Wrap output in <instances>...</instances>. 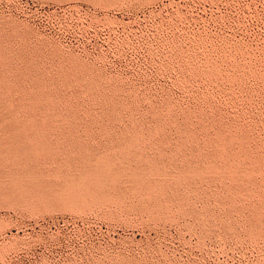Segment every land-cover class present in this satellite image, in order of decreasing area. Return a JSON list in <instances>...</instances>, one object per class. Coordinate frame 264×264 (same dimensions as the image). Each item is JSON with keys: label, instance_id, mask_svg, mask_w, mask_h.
<instances>
[{"label": "rangeland", "instance_id": "rangeland-1", "mask_svg": "<svg viewBox=\"0 0 264 264\" xmlns=\"http://www.w3.org/2000/svg\"><path fill=\"white\" fill-rule=\"evenodd\" d=\"M0 264H264V0H0Z\"/></svg>", "mask_w": 264, "mask_h": 264}, {"label": "bare ground", "instance_id": "bare-ground-1", "mask_svg": "<svg viewBox=\"0 0 264 264\" xmlns=\"http://www.w3.org/2000/svg\"><path fill=\"white\" fill-rule=\"evenodd\" d=\"M156 132H157V131H156ZM114 152H115V151H114ZM122 153H123V152H122ZM98 154H100V153H98ZM106 158H107V157H106ZM103 161H104V160H103ZM105 161H106V160H105ZM105 161H104V162H105ZM107 161L109 162V160H107ZM107 161H106V162H107ZM116 161H117V160H116ZM98 162H100V161H98ZM98 162H97V163H98ZM108 162H107V163H108ZM113 162H114V161H113ZM109 163H110V162H109ZM219 163H220V162H219ZM92 164H93V163H92ZM101 164H102V163H101ZM118 164H119V163H118ZM90 165H91V164H90ZM94 165H95V164H94ZM103 165H104V164H103ZM105 165H106V164H105ZM108 165H110V164H108ZM108 165H107V166H108ZM95 166H96V165H95ZM101 166H102V165H101ZM110 166H111V165H110ZM102 167H103V166H102ZM105 167H106V166H105ZM139 167H140V166H139ZM91 168H93V167H91ZM91 168H90V169H91ZM100 168H101V167H100ZM109 168H110V167H109ZM94 169H95V168H94ZM123 170H124V169H123ZM89 171H90V170H89ZM97 171H98V170H97ZM99 171H101V170H99ZM90 172H91V171H90ZM106 172H107V168H106ZM93 173H95V171H94ZM100 173H101V172H100ZM100 173H99V174H100ZM102 173H103V172H102ZM90 174H91V173H90ZM104 174H105V173H104ZM83 176H84V175H83ZM85 176H86V175H85ZM96 176H97V174H96ZM93 177H94V175H93ZM100 177H101V176H100ZM95 178H96V177H95ZM97 178H98V176H97ZM97 178H96L95 180H97ZM151 178H152V177H151ZM82 179H83V178H82ZM91 179H92V178H91ZM98 179H99V178H98ZM108 179H109V178H108ZM86 182H89V181L87 180ZM90 182H91V181H90ZM90 182H89V183H90ZM223 182H224V181H223ZM93 183H94V181H93ZM177 183H178V182H177ZM73 184H74V183H73ZM85 184H86V183H85ZM90 184H91V183H90ZM93 185H94V184H93ZM77 186H78V185H77ZM87 186H88V185H87ZM91 187H92V185H91ZM86 191H88V190H86ZM150 191H151V190H150ZM69 192H70V191H69ZM91 192H93V191H91ZM94 192H95V191H94ZM132 192H133V191H132ZM151 192H152V191H151ZM140 193H141V192H140ZM68 194H69V193H68ZM104 194H105V193H104ZM127 194H128V193H127ZM85 195H86V194H85ZM88 195H89V194H88ZM88 195H87V196H88ZM67 196H68V195H67ZM103 196H104V195H103ZM83 197H84V196H83ZM110 197H111V196H110ZM70 198H71V197H70ZM92 198H93V197H92ZM95 198H96V197H95ZM103 199H104V198H103ZM87 201H88V200H87ZM95 203H96V202H95ZM225 204H226V203H225Z\"/></svg>", "mask_w": 264, "mask_h": 264}]
</instances>
